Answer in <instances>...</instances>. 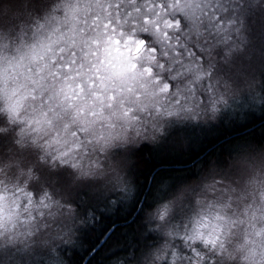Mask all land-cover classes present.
<instances>
[{
	"label": "clouds",
	"instance_id": "clouds-1",
	"mask_svg": "<svg viewBox=\"0 0 264 264\" xmlns=\"http://www.w3.org/2000/svg\"><path fill=\"white\" fill-rule=\"evenodd\" d=\"M163 2L157 0L158 5ZM253 2L264 8V0ZM148 3L0 0V138H11L22 151L33 153L27 169L30 181L40 180L45 168L60 173L52 187L45 188L47 200H37L27 187L21 199L0 181V244L27 247L38 242L80 250L78 236L65 239L48 231V202L61 199L65 207L74 209L73 199L98 195L87 187L105 181L117 163L115 154L137 151L144 143H160L170 118L215 122L221 107L232 100L248 96L264 101V52L257 60L250 51L243 18L236 20L234 39L215 45L210 66L193 73L176 91L163 92L167 81L162 83L154 71L159 53L153 43L160 37L146 23H129L133 14L142 15V7L144 12L150 10L144 7ZM167 3L169 11L181 15L199 8L198 0ZM116 4L124 7L112 15L109 9ZM13 33L20 36L15 45ZM145 34L153 39H145ZM209 75L222 89L220 106L189 109L173 99L177 91L194 88ZM164 108L172 115L162 114ZM155 115L160 119L153 124L148 118ZM62 151L69 155L61 156ZM225 160L224 167L214 161L206 175L170 192V177L156 182L149 176V183H155L153 201L141 207L144 177L138 173L144 164L133 157L128 166L134 168L131 179L118 188V194L105 196L102 208L112 215L133 208L132 217L142 212L137 235L144 238L153 233L162 240L142 258L131 250L125 254L120 241L109 250V264H164L169 251L175 255L172 246L178 248L180 240L202 245L212 254L210 264H264V141L243 140ZM248 195L252 201L244 204ZM94 214L97 221L102 219ZM116 251L122 259L113 255Z\"/></svg>",
	"mask_w": 264,
	"mask_h": 264
},
{
	"label": "trees",
	"instance_id": "trees-1",
	"mask_svg": "<svg viewBox=\"0 0 264 264\" xmlns=\"http://www.w3.org/2000/svg\"><path fill=\"white\" fill-rule=\"evenodd\" d=\"M233 8L235 9L233 14L244 20V31L249 41L250 51L254 49L256 52L257 49V58L260 60L259 53L264 52V8L255 4L253 0H247L246 3L239 2L233 5ZM12 35L15 38L13 45L19 43L20 36L16 33ZM231 38H235L234 31ZM253 55L255 56V54ZM66 69L70 71L71 67H66ZM154 71H157V68H154ZM243 98L244 100L249 99L248 96ZM251 100L249 99V101ZM243 105H247V107L242 108L241 106L235 117L218 119L215 124H211V127L200 134H188L187 139L185 135H177L173 143H171V139L157 147L146 143L139 150L130 152L127 156L131 155V163L133 157H138L144 164L138 173L144 177L141 195L145 197V202L141 207H149L153 201L155 183H149V176L154 177L156 182L164 177H170L172 179V184L168 189L170 192L181 183L198 180L206 175L211 170L214 161L218 166L224 167L226 165L225 157L231 156L237 151L243 140L254 138L257 141H264V101L256 99ZM2 123L3 121H0V124ZM13 144L14 140L11 138H0V168H3V172H0V181H4L18 197L23 199V188L27 187L29 191L34 192L31 188L33 181L25 179L20 169L14 172L12 167L4 166L12 158ZM115 155L116 164H123L126 168L125 159ZM32 158L33 153L30 151L24 152L18 157L19 160L27 162H31ZM126 171L128 175L124 173V177L126 181H129L134 168L129 169L127 167ZM26 181H28L27 185ZM118 181L121 183L120 178ZM102 186L104 185L100 183L90 185L87 187V191L94 192ZM145 188L147 191L143 190ZM117 190L118 188L110 193H117ZM102 192H96L98 195L90 196L87 200L73 199L71 202L77 205L74 209L65 207V203L61 199L48 202V231L53 236H63L65 239L74 235L78 236L81 247L80 250H77L72 245H61L60 247L46 245L43 251L38 253L41 255L39 258L54 256V252L57 250L61 252L64 264H82V262L83 264H109V250L120 241H124L125 247L122 251L125 254L131 250L134 255L141 258L161 242L162 237L153 233H149L144 238L137 235L136 231L143 215L142 212L137 213L134 217H132L134 208L132 211L121 210L115 215L107 214L102 205L105 203L104 197L108 194ZM167 194V192L164 193L165 196ZM35 197L39 200L37 196ZM54 210H56L57 217L53 214ZM94 213L100 214L102 219L97 221ZM64 217H66V221ZM67 219L70 220L67 221ZM82 220L84 221L83 224L81 223ZM94 221L95 225H93ZM110 229L112 230L109 231ZM83 245H88V247L84 248ZM27 253V247L24 245L0 244V259L4 261V264H22L24 258L30 260L25 257ZM113 255L123 258L120 251L114 252Z\"/></svg>",
	"mask_w": 264,
	"mask_h": 264
},
{
	"label": "snow or ice",
	"instance_id": "snow-or-ice-1",
	"mask_svg": "<svg viewBox=\"0 0 264 264\" xmlns=\"http://www.w3.org/2000/svg\"><path fill=\"white\" fill-rule=\"evenodd\" d=\"M198 2L199 8L196 12L181 15L179 11L168 10L167 0L159 5L157 0H149V3L144 5L150 9L149 11L144 12L142 7V15L133 14L129 17L130 24L133 20L140 24L146 23L160 37L158 42L153 43V47L159 53L157 73L162 77V83L167 81V83H163V92L176 91L178 85H183L192 79L193 73L198 70L202 71L205 65L210 66L211 53L215 50V45L218 42L226 45L235 28L237 17L233 14L235 11L233 5L238 4V0H198ZM123 7V4H116L109 11L112 15H117ZM36 11L39 12L40 8H37ZM144 38L153 39L151 35H145ZM165 52L168 53L167 56L164 55ZM197 57L200 58L199 62L196 60ZM198 63L200 64L199 69L196 67ZM197 79H200L199 76ZM219 88L220 85L215 81L214 75H209L206 79L200 80L194 88L188 86L177 91L173 99H179L180 107L189 109L212 107L215 109L217 103L223 101V93ZM205 96L209 99L208 104L202 100V97ZM213 96L218 99L213 100ZM162 114L172 115V111L164 108ZM148 119L156 124L160 115L150 116ZM12 149V158L7 163V167H12L14 172L20 169L24 178L29 179L31 173L27 169L30 162L18 159L22 153L28 152V150L22 151L15 143L12 145ZM68 155V151L61 152L63 157ZM0 172H3V169H0ZM59 175L60 173L50 172L45 168L41 172L40 180H34L31 184L34 195L39 199L47 200L45 188L52 187L53 180ZM164 211L166 214L167 209L165 208ZM179 244L178 248L176 245L172 246L176 249L175 255L169 251L167 258L164 259V264H210L212 254L207 253L202 245L193 244L191 241L186 245L183 240H180Z\"/></svg>",
	"mask_w": 264,
	"mask_h": 264
},
{
	"label": "rangeland",
	"instance_id": "rangeland-1",
	"mask_svg": "<svg viewBox=\"0 0 264 264\" xmlns=\"http://www.w3.org/2000/svg\"><path fill=\"white\" fill-rule=\"evenodd\" d=\"M9 51H12V49L10 48ZM253 52V54H255L254 57L257 58V49L256 52L254 49L251 50ZM65 67L70 68L71 64L66 65ZM219 90L222 92V89L219 88ZM213 100L218 99L216 96L212 97ZM249 99H252L251 101H249ZM249 99L244 100L243 97L239 98V99H235L229 102L228 106L226 107H221V111L219 113L218 119L222 120L224 118H233L235 117V115H237V112L240 111L241 106L242 108H246L247 105H243L252 101H255L256 98H252L249 97ZM202 100L205 104L209 103V99L208 97H202ZM217 106H220V103H217ZM217 119V120H218ZM217 121L213 122V121H200V120H181L178 118H170L165 126L164 129V134L161 136V141L160 143L154 145V146H161L162 144H165V142H167V140L171 139V143H173L174 138L177 135H185L186 139L188 137V134L191 135V133H198L200 134L201 132H204L205 130H207L209 127H211V124H215ZM146 144V143H144ZM132 153V151H130ZM129 152V153H130ZM129 153H124V152H118L116 153L118 156H120L121 159H125L124 162H127V166L125 168V166L123 164H115L114 167L112 168V170H110L109 175L106 177L105 181L103 183H100L102 186L101 188H97V190H94V192H102V193H107L109 194L111 191H115L117 188H119V186H122L123 184H125L127 181L124 177V173L127 170V167L129 165H131V155L127 156ZM116 157V155H115ZM128 158V159H127ZM127 159V160H126ZM118 178H120L121 183H123L122 185H120L121 183H119ZM124 180V181H123ZM112 182V184H111ZM95 189V188H93ZM103 189V190H102ZM110 189V190H107ZM252 201V196L248 195L247 199L244 200V204H248ZM49 210V209H48ZM56 210L53 211V214H55V216L57 217ZM53 218V215H52ZM65 221H66V217H64ZM70 219H67V221H69ZM177 244L180 246L179 241H177ZM46 245L44 244H40V243H32L29 244L27 246V255L25 256L26 258L30 259V260H26L25 258L22 260V264H64V258L63 256H61V252L55 250L54 252V256L51 257H44V258H39L41 255L38 254L40 253V251L44 249ZM9 264V263H8ZM16 264V263H14Z\"/></svg>",
	"mask_w": 264,
	"mask_h": 264
}]
</instances>
